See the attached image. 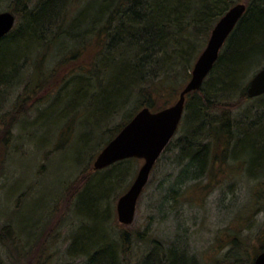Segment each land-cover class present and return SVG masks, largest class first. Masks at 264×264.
Masks as SVG:
<instances>
[{
	"label": "trees",
	"instance_id": "trees-1",
	"mask_svg": "<svg viewBox=\"0 0 264 264\" xmlns=\"http://www.w3.org/2000/svg\"><path fill=\"white\" fill-rule=\"evenodd\" d=\"M76 1H12L11 11L19 13L23 23L16 24L0 39V103L4 101V86L12 88L21 79L30 55L50 50L68 56L95 49L94 62L83 69L82 82L90 85L83 101L89 99L90 107L95 105L97 110L110 113L131 93L135 94L130 102L134 109L127 112L124 124L109 136L111 140L141 108H164L157 107L154 92L167 94L171 97L169 102L179 98L215 24L232 6L243 2L246 12L202 87L187 95L179 130L154 169L164 155L172 152L176 168L157 187L159 209H168L166 214L169 210L176 213L179 203H189L190 207L199 203L208 193L226 185V175L236 183L253 180L251 202L258 204L253 214L264 209V114L259 121L250 110L244 112L242 119L233 112L236 105L250 98L248 86L241 83L240 77L246 75L248 68L260 70L264 66V0H79L84 3L80 9L75 6ZM66 39L68 44H63ZM35 73L42 74L38 70ZM40 80L38 77L33 83ZM76 89L73 87L74 93ZM259 99H264V94ZM3 118L0 121L5 123ZM130 160L107 167L110 176L116 177L117 182L127 179L130 168L126 163ZM88 182L79 199L81 203L84 197L86 215L92 218L93 225L88 224L89 230H79L73 247L85 253L88 264H131L123 254L120 257L116 241H110L109 233L103 229L111 185L103 179ZM246 207L237 205L236 218L240 223L247 220ZM3 231L10 232L9 225ZM180 231L178 225L168 246L155 235L129 229L121 230L119 241L123 251L131 248L134 235L152 246L139 264H197L198 259L184 246ZM243 238L232 229L231 241L225 240L231 248L217 263L254 264L264 244L253 257L247 245L251 240Z\"/></svg>",
	"mask_w": 264,
	"mask_h": 264
},
{
	"label": "rangeland",
	"instance_id": "rangeland-1",
	"mask_svg": "<svg viewBox=\"0 0 264 264\" xmlns=\"http://www.w3.org/2000/svg\"><path fill=\"white\" fill-rule=\"evenodd\" d=\"M12 1L0 0V12L11 11ZM75 3L78 9L84 4L79 0ZM15 16V26L23 23L19 13ZM210 35L211 32L207 42ZM64 43L68 44V40H63ZM94 55L95 49L68 56L50 50L30 55L24 59L21 79L12 88L4 86V101L0 103V119H6L5 123L0 121L1 264H88L85 253L73 244L81 228L86 231L93 225L92 218L86 215L84 197L80 203L79 196L89 180L98 179L111 185L105 201L107 218L103 229L109 233L110 241H116L118 254L130 259L131 264L141 263L152 246L132 235L131 248L123 251L119 241L123 229L155 235L168 246L180 225L184 246L198 259L197 264H218L231 248L225 240L231 241L233 229L243 239L251 240L247 245L253 257L257 255L264 244V209L253 214L258 206L251 202L253 180L236 183L226 175V185L208 193L199 203L191 207L189 203H179L176 213L169 210L166 214L168 209L160 211L157 187L176 168L172 152L164 155L152 171L138 200L134 221L122 225L118 219V200L129 189L144 160L128 158L130 176L122 182L110 176V168L94 169V162L112 132L124 124L127 112L134 109L130 102L135 94L131 93L110 113L97 110L95 105L90 107L89 99L83 101L84 91L90 88L86 81L82 82L83 69L92 65ZM257 68H248L246 75L240 77L246 87ZM36 70L42 74L35 73ZM38 77L41 80L34 84ZM73 87H78L76 93ZM154 95L157 107L165 108L176 102H169L171 97L167 94L154 92ZM259 97H250L240 107L236 105L234 115L242 119L244 112L250 110L260 121L264 99ZM230 169L227 168L228 172ZM238 204L249 210L243 223L236 218ZM6 225L10 227L9 234L3 231Z\"/></svg>",
	"mask_w": 264,
	"mask_h": 264
},
{
	"label": "water",
	"instance_id": "water-1",
	"mask_svg": "<svg viewBox=\"0 0 264 264\" xmlns=\"http://www.w3.org/2000/svg\"><path fill=\"white\" fill-rule=\"evenodd\" d=\"M246 10L245 3H237L217 21L194 63L190 80L174 104L159 110L141 108L98 154L94 162L96 170L128 158L144 160L131 186L118 200L117 212L121 223L128 225L134 221L138 200L152 170L179 128L187 95L202 87ZM15 23L16 16L12 11L0 12V39L13 30ZM247 92L250 97L264 94V66L252 77ZM254 264H264V250L256 256Z\"/></svg>",
	"mask_w": 264,
	"mask_h": 264
}]
</instances>
